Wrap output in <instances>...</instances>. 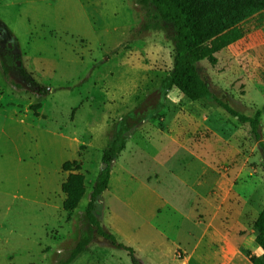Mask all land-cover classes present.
<instances>
[{
    "label": "rangeland",
    "instance_id": "rangeland-1",
    "mask_svg": "<svg viewBox=\"0 0 264 264\" xmlns=\"http://www.w3.org/2000/svg\"><path fill=\"white\" fill-rule=\"evenodd\" d=\"M146 17L134 0L0 10V264H56L78 240L110 135L172 67V29L152 20L146 27ZM239 27L241 39L197 70L236 112L261 111L264 142V13ZM9 38L17 57L6 51ZM162 115L131 131L112 164L102 229L144 261L160 256L157 264H216L224 255L228 264H264L253 230L264 206V159L249 126L175 89ZM66 162L77 164L86 187L70 212L62 209ZM184 235L188 248L179 245ZM84 253L81 264H130L97 233Z\"/></svg>",
    "mask_w": 264,
    "mask_h": 264
},
{
    "label": "trees",
    "instance_id": "trees-1",
    "mask_svg": "<svg viewBox=\"0 0 264 264\" xmlns=\"http://www.w3.org/2000/svg\"><path fill=\"white\" fill-rule=\"evenodd\" d=\"M134 2L146 13V27H149V21L152 20L155 29L161 30L166 27L172 29L169 38L174 50L172 67L158 89L148 95L132 112L126 114L110 135L101 153V164L105 168L97 174L90 192L82 215L79 238L64 256L57 259L56 264L74 263L92 244L95 233L107 240L112 249L124 251L130 264H144L135 256L131 247L117 242L111 233L102 229L99 223L101 208L99 202L108 187L110 168L124 150L128 134L150 121L162 120L165 98L172 89L177 90L190 102L200 101L207 105H215L236 118L239 123L247 124L250 135L264 159V142L260 134L261 111L257 110L252 117L236 112L210 92L197 70V65L203 61L214 66L217 62L215 55L241 39L242 31L239 26L253 16H261L264 13V0H134ZM6 62H10V59L7 58ZM4 65L5 62H1V66ZM13 86L21 90L20 84L13 83ZM39 108L40 104L30 106L36 117ZM77 168L75 162H66L62 165V170L69 172L61 185V192L64 195L62 209L66 212L77 208L86 191L83 175L73 173ZM253 230L264 249V206L253 223ZM245 256L252 259L248 253H245Z\"/></svg>",
    "mask_w": 264,
    "mask_h": 264
},
{
    "label": "crops",
    "instance_id": "crops-1",
    "mask_svg": "<svg viewBox=\"0 0 264 264\" xmlns=\"http://www.w3.org/2000/svg\"><path fill=\"white\" fill-rule=\"evenodd\" d=\"M49 1H55V0H0V10L5 9V8H10V7L19 8L20 10H23V8H25V7L38 6V5H41V4H46ZM191 225H192V223H191ZM185 238H186V243L185 244L179 243V245H181V246H183L185 248H188L189 247V245H188L189 241H188L186 236H185ZM162 245H165L164 239H163V241H161V245L158 246V250L162 247ZM128 247H130V246H128ZM159 253H161L160 250H159ZM85 256H86L85 253H83L80 257H78V259L73 264H79V263L81 264L82 263L81 261H83L85 259ZM135 256H136V254H135ZM138 259H140V258H138ZM157 259L160 260V256H159V258H153L151 260V262L144 261L142 259H140V260H142L144 262V264H151V263L152 264H157L156 261H155ZM228 260H229V258L227 257V255H224V256H222V259L221 260L219 259L218 261L220 262V264H228ZM218 261L216 262V264H218Z\"/></svg>",
    "mask_w": 264,
    "mask_h": 264
},
{
    "label": "flooded vegetation",
    "instance_id": "flooded-vegetation-1",
    "mask_svg": "<svg viewBox=\"0 0 264 264\" xmlns=\"http://www.w3.org/2000/svg\"><path fill=\"white\" fill-rule=\"evenodd\" d=\"M0 37H3L2 34H0ZM12 38H9V42L6 43V51L10 54H12V57H17L18 56V50L16 48L15 43L12 42Z\"/></svg>",
    "mask_w": 264,
    "mask_h": 264
},
{
    "label": "water",
    "instance_id": "water-1",
    "mask_svg": "<svg viewBox=\"0 0 264 264\" xmlns=\"http://www.w3.org/2000/svg\"><path fill=\"white\" fill-rule=\"evenodd\" d=\"M18 65H19V62H17V66H18ZM104 168H105V166L102 167V169H104Z\"/></svg>",
    "mask_w": 264,
    "mask_h": 264
}]
</instances>
